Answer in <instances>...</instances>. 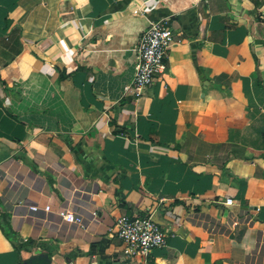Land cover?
I'll return each mask as SVG.
<instances>
[{
	"label": "crops",
	"instance_id": "obj_1",
	"mask_svg": "<svg viewBox=\"0 0 264 264\" xmlns=\"http://www.w3.org/2000/svg\"><path fill=\"white\" fill-rule=\"evenodd\" d=\"M165 16L166 71L121 97ZM122 215L166 245L127 257ZM0 264H264V0H0Z\"/></svg>",
	"mask_w": 264,
	"mask_h": 264
},
{
	"label": "built area",
	"instance_id": "obj_2",
	"mask_svg": "<svg viewBox=\"0 0 264 264\" xmlns=\"http://www.w3.org/2000/svg\"><path fill=\"white\" fill-rule=\"evenodd\" d=\"M169 23V16L149 22L147 29L138 40L135 70L130 81L123 86L121 97L129 95L135 102H138L151 88L156 77L166 71L168 51L173 43ZM40 209L45 212L52 211L50 204L43 207L30 206L32 211ZM55 213L66 222L75 224L82 222V218L71 210L59 207ZM110 231L123 243L127 257H146L153 249L166 245V235L154 215L116 217Z\"/></svg>",
	"mask_w": 264,
	"mask_h": 264
}]
</instances>
